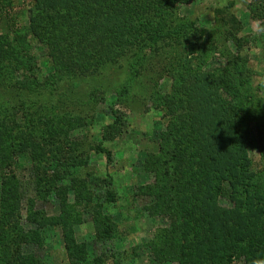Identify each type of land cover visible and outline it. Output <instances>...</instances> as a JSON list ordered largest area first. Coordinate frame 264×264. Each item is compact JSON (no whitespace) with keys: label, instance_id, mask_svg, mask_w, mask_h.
<instances>
[{"label":"rangeland","instance_id":"rangeland-1","mask_svg":"<svg viewBox=\"0 0 264 264\" xmlns=\"http://www.w3.org/2000/svg\"><path fill=\"white\" fill-rule=\"evenodd\" d=\"M92 1L0 0V42L16 36L11 42L15 51L19 49L20 66L42 70L28 76L21 68L2 80L12 102L8 106L0 102L4 114L0 122L8 128L0 127L6 133L0 162L5 165L12 159L0 175H6L7 183L17 181L27 198L33 196L36 165L43 170L52 168L56 159L82 162L72 167L63 183L57 180L55 188L43 187L32 207L37 215L26 218L22 212L18 229L7 233L9 243L0 242V264H9L7 246L13 245L20 246L22 256L32 255L41 264H264V235L255 233L260 230L254 225L256 218H264V183L258 199L260 189L253 181L259 175L254 174L253 187L248 176L238 184L243 199L234 206L228 195L230 177L224 176L229 175L224 143L211 139L195 143L201 156L196 155L195 163L189 159L190 168L204 164L212 184L204 192L194 191L186 214L189 164L186 153L174 156L175 141L169 134L174 125L182 128L180 133L213 131L218 113L210 105L214 97L205 91L211 78L222 76L220 98L236 105L243 101L232 115L233 120L244 118L238 135L246 141L247 156L239 160L238 172L245 170L244 158L253 171L261 168L264 0H164L162 4L144 0L142 7L126 0L128 22L122 11L106 8L103 13ZM10 26L14 32L7 30ZM172 28H180L179 41L160 40L158 50L141 61L140 54L152 50V32ZM56 35L58 48L52 51L46 43ZM67 55L73 57L74 69L57 61ZM226 81H235L236 90L223 92ZM30 124L39 128V136L44 132L45 141L62 145L59 152H52L56 159L39 147L35 152L42 155L33 166L28 154H10L21 144L31 146L17 135ZM205 144L209 147L203 152ZM259 174L264 181V174ZM248 196L255 199L252 206ZM209 203L198 212L200 205ZM213 205L220 212L206 213ZM259 206L262 213L254 210ZM105 215L115 236L97 239L108 222ZM41 216L48 218L42 224L36 220ZM58 216L67 221L55 223ZM263 225L260 221L261 229ZM193 226L200 229L194 231L195 240H188L191 252L182 254L181 263L180 236L185 232L184 237L191 239ZM227 233L239 241L224 262L223 252L230 247ZM69 234L74 241L68 240Z\"/></svg>","mask_w":264,"mask_h":264},{"label":"trees","instance_id":"trees-1","mask_svg":"<svg viewBox=\"0 0 264 264\" xmlns=\"http://www.w3.org/2000/svg\"><path fill=\"white\" fill-rule=\"evenodd\" d=\"M120 1V2H119ZM126 0H94L92 1L93 6L95 7V9L97 10H101L103 13L104 9L108 8V9H113V11L115 13H117L118 11H122L123 15H125V20L128 22V20H130L129 17V9H127L125 6V3H128V1ZM134 2H136L137 4H135L136 6L142 7L144 6L145 2L144 0H132ZM154 1V0H151ZM2 3V2H1ZM0 3L1 7L2 4ZM162 3H166V1L164 0H160L158 1V4H162ZM4 6V5H3ZM0 7V9H2ZM114 7H118L120 8V10L116 9L114 10ZM5 8V7H4ZM130 8V7H129ZM84 11H90V9H86L83 8ZM88 15V13L86 14ZM4 17L8 18V11L5 10L4 12ZM229 19H232L230 21H234L235 17L233 15L229 16ZM195 24L192 23L191 25H189L191 28H195L194 26ZM124 28V27H123ZM122 28V29H123ZM150 30V26L148 25L147 27ZM7 30L14 32L12 30V26H10ZM179 29L176 28H172L168 29V31L166 32H152V37L150 38L152 44H151V52H150V48L147 49V53H143L140 54V59L141 61L144 60V58L147 55H151L152 52L157 51L158 50V43L160 40L166 38L168 39L169 43L170 41H179V38L181 37V35L179 34ZM131 33V32H130ZM148 31L146 30V32L141 36V40L142 41L144 39V35L147 34ZM193 33H195V30L192 31V35ZM131 35V34H130ZM163 36V37H162ZM194 36V35H193ZM5 41L2 43L0 42V102L3 103V105L8 106L9 104H11L12 102V95L9 92L5 93V91L7 89H9V87L5 86L7 84H5V82L2 84V80L4 78V76L6 77H11L12 74L14 73V71H19L21 68H26L27 71L25 72L28 76L30 75H35L37 76V74L42 73V70L39 69L37 66H28L29 68H27V66H20L21 63V58L18 55V51L19 49H17L16 51L14 50V47H12V43L11 41H16V36H12V37H4ZM60 39V36L56 35L50 38V40H48V43H46L47 46H49L50 50L53 51V49H57L58 47H56V44H54L57 40ZM8 40V42H7ZM174 43V42H171ZM69 51V50H68ZM177 51V50H176ZM55 63L57 65H59L57 63V61L59 63H63L65 67H69L74 69L75 64L73 61V57H71L70 55H67L64 57L59 56L57 61L54 58ZM141 65V63H140ZM80 69L85 70L84 72L88 74V69L86 70L85 67H81ZM139 73V71H137V74ZM161 74V72L159 73ZM25 75V74H24ZM212 76V75H211ZM26 77V76H24ZM224 79L222 78V76H219V79H214L209 83V87L207 86V89L205 92L207 93V95H210L213 98V100H211L210 105L214 106L216 112L218 113V116L216 117V125L214 129H212V132H204L199 134L198 131L193 132V133H180L181 132V127L178 125H174L173 127L170 128L169 134H171L173 136V140L175 141V148H174V152L177 158L180 157V155H182V153H186L185 157H186V162L189 164V159L192 160L193 162L191 163H195L196 162V155L197 156H201L200 153V145H196L195 143H203L205 141L209 142V139L214 140V141H218V143H224V151L227 153V157L229 159V164L227 165V169L229 171V175H224L225 177L229 176L230 177V182H231V186H229V192L228 195H230L231 200L233 201L234 206H238L239 203H241L243 197L241 195V190L238 189V184L241 182L243 183L244 180L246 179V177L248 176L251 179V185L252 182L254 181V187H258V189H260V193L257 192L256 196L258 197V199L260 198V194H261V189L262 185L264 183V181H262V178L260 176V172H262L264 174V159H261V168L257 171H253L250 167H249V162H248V158H244L243 160V166L245 167V170H243L242 172H238V162L240 159H242V156L245 157L247 156L245 153V150H243V146L245 145L244 140H242L240 138V136L238 135V127L240 125V123L242 122V120L244 118H242V120H233L232 119V115L237 113L238 110L241 108L242 106V102H240L238 105L235 104V102H228L225 103L221 98H220V94L218 93V86L220 83H222ZM236 82L235 81H231V82H225V84L223 85V92L228 93L229 91H235L236 90ZM213 93V94H212ZM1 116L4 114H0ZM247 115V114H246ZM251 117V115H250ZM246 119V118H245ZM3 121V120H2ZM237 121V122H236ZM2 122H0V127L8 130V128L4 125L1 124ZM247 125V124H246ZM207 128L211 129V126H208ZM43 131H46V133H50L51 129H47V127H43L42 128ZM18 131V130H17ZM16 132V131H15ZM14 132V133H15ZM23 134H17L18 137L19 135L21 136L22 140H26L31 142V146H24V144H21V146H18V148L11 150L10 154L13 155H17V154H28L29 158L32 161V166L34 165V163H36L38 161V159H40V155H42L39 152H35V149L37 147L41 148V152H43L44 154L49 151L51 152V159H56L55 158V154H53L52 152L56 151L59 152V146L61 144H56L55 141H45V139H42L44 132H41L42 137L39 136L40 134V130L37 126H35L34 124H30V128L25 129L24 132H22ZM6 133L2 132L0 129V148L3 146V142L4 140H6L5 136ZM260 138L258 139V147L260 154L264 155V146H263V142H264V134L259 136ZM245 139H247L245 137ZM62 147V145H61ZM206 147H209L208 145L205 144L204 148H203V152L204 149ZM54 149V150H53ZM196 153V154H195ZM209 153V151H208ZM211 153V152H210ZM204 154V153H203ZM61 155L62 152H61ZM208 155V154H207ZM206 155V158L209 159V157ZM262 155V156H263ZM38 158V159H37ZM11 159L12 157H10V160L5 164V165H9V163H11ZM1 160V159H0ZM80 163H82L81 161H62L60 159H56L53 164H52V168L47 169L44 168L43 170H41L38 165H36V172H35V188L32 189V193L33 196H29L27 198H25L26 196V192L23 191L20 187V185L18 184L17 181L12 182L10 184V182H6L4 179H6V175H0V242H5V243H9L8 238L7 237V233L10 230H13L12 232H14L16 230V228L18 227V225L20 224V219L23 216V211L24 216L27 218L29 217H33L35 215H37V211L34 210L32 207L36 201V197L38 196V194L42 191H45L44 188H46L47 190L50 188H55L56 186V182L61 181L63 183L64 178L67 177V175H71L72 174V167H79L78 165H80ZM5 165H3L0 162V169H2ZM7 165V166H8ZM189 164L187 171H190V176H189V180L187 181L186 184V189L184 192V208H185V213L187 214V207L192 203V200L194 199V191H206V189H203L205 187H208L209 184H212L211 178L212 176L209 178V174L207 173V168L206 166H204V164H202V166H199L198 169H195L196 167H194L192 170L190 168ZM242 166V165H241ZM242 166V167H243ZM43 167V166H42ZM243 167V168H244ZM58 168H60V170H58ZM250 168V169H249ZM56 169L55 172H53ZM181 170V169H180ZM224 170H226V168H224ZM53 172V173H52ZM180 173L179 170L176 171V174ZM228 174V173H227ZM254 174H258L259 178L255 179L252 181V179L254 178ZM185 175V173H184ZM3 177V178H2ZM257 177V176H256ZM235 182H237V185L234 184ZM44 187V188H43ZM253 187V185H252ZM213 191V189H212ZM36 193V195H35ZM219 193V192H218ZM255 196V197H256ZM262 197V194H261ZM208 198V196H207ZM211 199V198H208ZM254 202V198H252L251 196H248L247 198V203L250 206L252 201ZM25 201V204H24ZM212 204V203H211ZM210 203L208 205H200L198 208V212H200L202 209H204L206 206H209ZM252 206V205H251ZM183 208V211H184ZM212 209L213 212H217V210L219 211L218 208H216L214 205L212 207H210L209 209L206 210V213L208 211H210ZM254 210H258L259 212H263V209L261 208V206L259 207H255ZM220 212V211H219ZM62 218V219H61ZM104 220H108V222H106V226L105 223H103V230H99L97 233V239H112L115 235H113V233L110 231V228L112 227L110 225V218H108L106 215L105 217H103ZM106 218V219H105ZM47 217L46 216H41V219H36L37 221H40V224L44 223L47 221ZM61 220L62 223L63 221H67V219L58 216L57 219L55 220V223L61 224ZM260 221L264 222V218H256L255 220V229L260 230V231H255V233L259 232L261 233V235H264V225L263 228L261 229L260 227ZM50 222V220H49ZM70 223V222H69ZM18 229V228H17ZM200 228L194 227L192 228L191 233L193 235H191V239H187L184 237L185 232L182 233V235L180 236V242L182 243V245L184 246L181 249V263H183V255L182 254H186L187 252H191V247L192 245H190L188 243V240L190 242H192V240H195V235H196V230H198ZM229 233V232H228ZM227 233V236H225V241L227 242L229 239V251H225L223 252V261L227 262L228 259L231 258V252L233 253V251H236L235 248V243H237L239 241V238H235L233 235H229ZM14 235V233L12 234ZM251 234H247L246 238H250ZM260 235V234H259ZM254 236V235H253ZM68 240L69 241H74V237L72 234H69L68 236ZM8 250H11L10 256L8 255V260H9V264H41L39 262L38 259H36L34 256L32 255H28V256H22L20 253V246L18 245H13V247L11 248L10 246H7ZM234 249V250H233ZM208 255H210V250H208L206 252ZM230 253L227 257L226 255ZM104 256H106L104 254ZM113 256V254H112ZM189 257H191V254L189 255ZM23 260V262H22ZM192 263H194L192 261ZM207 264H209V262L207 261Z\"/></svg>","mask_w":264,"mask_h":264},{"label":"clouds","instance_id":"clouds-1","mask_svg":"<svg viewBox=\"0 0 264 264\" xmlns=\"http://www.w3.org/2000/svg\"><path fill=\"white\" fill-rule=\"evenodd\" d=\"M262 83H264V81H262Z\"/></svg>","mask_w":264,"mask_h":264}]
</instances>
